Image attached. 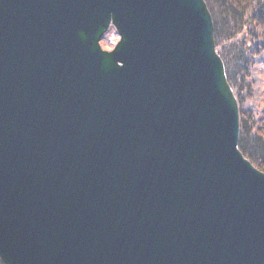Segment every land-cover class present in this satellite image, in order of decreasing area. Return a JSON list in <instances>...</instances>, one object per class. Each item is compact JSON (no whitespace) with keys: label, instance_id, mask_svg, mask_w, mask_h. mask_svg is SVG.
Returning <instances> with one entry per match:
<instances>
[{"label":"water","instance_id":"95a60500","mask_svg":"<svg viewBox=\"0 0 264 264\" xmlns=\"http://www.w3.org/2000/svg\"><path fill=\"white\" fill-rule=\"evenodd\" d=\"M239 134L205 0H0L4 264H264Z\"/></svg>","mask_w":264,"mask_h":264},{"label":"trees","instance_id":"16d2710c","mask_svg":"<svg viewBox=\"0 0 264 264\" xmlns=\"http://www.w3.org/2000/svg\"><path fill=\"white\" fill-rule=\"evenodd\" d=\"M205 1L213 18L216 50L239 104L238 147L264 172V108L259 118L254 98L264 92V0ZM250 70L261 75L258 81H251L255 76Z\"/></svg>","mask_w":264,"mask_h":264},{"label":"rangeland","instance_id":"374dc122","mask_svg":"<svg viewBox=\"0 0 264 264\" xmlns=\"http://www.w3.org/2000/svg\"><path fill=\"white\" fill-rule=\"evenodd\" d=\"M118 41H119V36H118L117 32L112 29L111 31H109V33L104 35V37L101 41V47L105 51H111L115 47V45L118 43ZM250 71L255 76V79L253 78L251 81L252 82L258 81L260 79L261 75L258 74L257 72H254L253 70H250ZM260 86H261V89L264 88V87H262V83L260 84ZM254 89H255V94H257L259 89L255 88V87H254ZM263 95H264V92L262 93V95H260V92H258L257 97L254 96L255 101H256L255 103L257 106L259 118L261 117L259 111L264 108V96Z\"/></svg>","mask_w":264,"mask_h":264}]
</instances>
